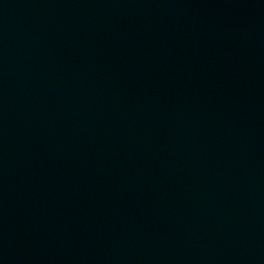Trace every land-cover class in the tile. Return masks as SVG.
<instances>
[{
    "label": "water",
    "instance_id": "obj_1",
    "mask_svg": "<svg viewBox=\"0 0 264 264\" xmlns=\"http://www.w3.org/2000/svg\"><path fill=\"white\" fill-rule=\"evenodd\" d=\"M0 264H264V93L139 0H0Z\"/></svg>",
    "mask_w": 264,
    "mask_h": 264
}]
</instances>
